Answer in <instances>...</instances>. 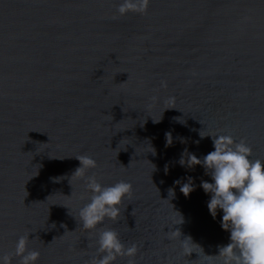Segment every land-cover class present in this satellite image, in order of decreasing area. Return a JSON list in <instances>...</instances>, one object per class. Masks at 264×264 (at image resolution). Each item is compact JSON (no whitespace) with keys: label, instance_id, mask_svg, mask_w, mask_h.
Masks as SVG:
<instances>
[{"label":"water","instance_id":"1","mask_svg":"<svg viewBox=\"0 0 264 264\" xmlns=\"http://www.w3.org/2000/svg\"><path fill=\"white\" fill-rule=\"evenodd\" d=\"M119 3L0 0V255L29 234L36 264H89L104 228L137 244L136 264H213L229 242L200 187L211 177L179 160L213 150L202 129L264 160V0H149L123 16ZM81 154L98 163L87 175L133 186L90 231L78 210L91 193L71 177ZM188 177L185 197L173 182Z\"/></svg>","mask_w":264,"mask_h":264},{"label":"clouds","instance_id":"2","mask_svg":"<svg viewBox=\"0 0 264 264\" xmlns=\"http://www.w3.org/2000/svg\"><path fill=\"white\" fill-rule=\"evenodd\" d=\"M148 3L149 0H121L117 11L121 16L129 12L144 14ZM162 86L166 87V82ZM165 136L166 144L171 145V132H166ZM199 136L201 139L211 137L213 150L201 158L185 149L179 163L182 166L187 164L190 168L201 165L205 174L211 177L210 181L201 180L200 187L210 194L207 201L210 214L215 218L218 210L222 211L221 227L230 233L229 242L218 245V254L204 253L205 256L212 258L213 264H264V160L252 158V148L245 138L237 141L231 134L205 132L203 129L199 131ZM195 143L198 144L199 140ZM152 152L155 154L154 148ZM76 158L80 166L71 177L83 179L91 193L88 202L79 208L78 216L81 227L90 231L105 218L114 221L119 218L120 205L125 198L131 197L133 186L125 180L102 184L95 173L87 175L88 170L98 167L97 161L85 154ZM193 180V177H188L182 183V178H178L173 183L179 185L180 191L187 197L196 187ZM168 196V200L175 197L174 187L168 189ZM175 212L179 214L180 222L172 226L183 223L181 213ZM177 230L169 231L175 233ZM179 239L182 247H186L188 241L192 242L191 237L181 239V233ZM28 242L29 234L20 235L15 242L14 253L0 255V264H12L13 255L20 258L19 264H36L40 252L29 250ZM96 245L97 255L90 259L89 264H115L118 257H127L128 264H136L137 244L126 245L115 229L99 231ZM192 252L189 250L188 256Z\"/></svg>","mask_w":264,"mask_h":264}]
</instances>
